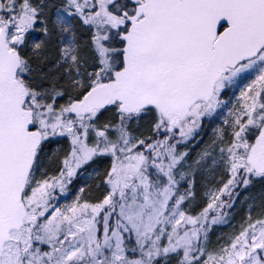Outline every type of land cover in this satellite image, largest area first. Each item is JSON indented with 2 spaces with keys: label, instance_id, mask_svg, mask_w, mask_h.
I'll return each mask as SVG.
<instances>
[{
  "label": "snow or ice",
  "instance_id": "snow-or-ice-1",
  "mask_svg": "<svg viewBox=\"0 0 264 264\" xmlns=\"http://www.w3.org/2000/svg\"><path fill=\"white\" fill-rule=\"evenodd\" d=\"M0 264H264V0H0Z\"/></svg>",
  "mask_w": 264,
  "mask_h": 264
},
{
  "label": "trees",
  "instance_id": "trees-1",
  "mask_svg": "<svg viewBox=\"0 0 264 264\" xmlns=\"http://www.w3.org/2000/svg\"><path fill=\"white\" fill-rule=\"evenodd\" d=\"M220 231L227 232V231H229V228L224 227V228H219V229H217V232H220Z\"/></svg>",
  "mask_w": 264,
  "mask_h": 264
}]
</instances>
